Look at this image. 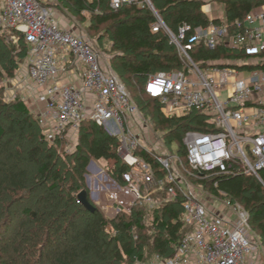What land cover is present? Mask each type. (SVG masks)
Wrapping results in <instances>:
<instances>
[{
    "label": "built area",
    "instance_id": "built-area-1",
    "mask_svg": "<svg viewBox=\"0 0 264 264\" xmlns=\"http://www.w3.org/2000/svg\"><path fill=\"white\" fill-rule=\"evenodd\" d=\"M51 1L0 0L1 31L21 35L28 48L26 74L19 84L34 94L35 104L41 102L42 92L44 104L37 116L45 138H68L79 132L84 121H92L118 140V155L128 170L122 174L124 185L112 181L116 190L107 193L115 217L135 206L154 209L159 205L153 196L156 192L165 191L171 201L183 196V221L190 231L175 255L162 264L257 263L262 247L254 237L249 213L239 204L211 195L197 181L234 174L238 166L264 186L259 176L264 170V0L237 20L233 30L223 4V17L210 18L219 23L192 33L187 24L172 32L150 0H109L113 10L131 4L149 7L155 18L152 32H164L184 62L182 70L150 77L143 91L160 104L167 118L192 112L205 115L211 132L191 130L183 136L185 166L176 164L180 160H175L178 157L164 143L162 133L140 111L114 72L111 57H104L87 37L62 27ZM198 1L204 2L205 10L218 2ZM200 44L210 50L222 46L243 57L202 65L189 55ZM146 131L157 137L159 151L143 144ZM140 186L148 194L143 196Z\"/></svg>",
    "mask_w": 264,
    "mask_h": 264
},
{
    "label": "trees",
    "instance_id": "trees-1",
    "mask_svg": "<svg viewBox=\"0 0 264 264\" xmlns=\"http://www.w3.org/2000/svg\"><path fill=\"white\" fill-rule=\"evenodd\" d=\"M150 1L172 32H177L184 24L191 27L192 33L197 28L208 27L211 22H220L207 16L203 1ZM56 2L74 18H83L84 11L90 12L89 30L93 33L104 31V36H109L111 46L106 52L114 55L111 59L114 72L154 129L162 133L167 145L177 146L178 155L187 165L183 145L185 133L191 130L211 132L212 129L200 112L181 118L165 117L160 104L144 94V84L150 77L184 67L182 58L167 35L152 32L153 13L134 4L113 10L109 0ZM218 2L224 4L232 30L237 20L242 21L262 4L259 0ZM10 33L13 42L19 41L24 45L22 51L25 54L21 55L22 51L17 53V45H7L5 38L0 36V80L15 77L19 68L18 59L21 56L25 59L28 52L23 37ZM189 55L194 62L202 65L243 57L222 46L210 50L203 44L195 46ZM9 106L15 113L24 116L26 123L30 122V112L24 101L18 100ZM41 132L39 145L27 152V161L37 169L36 177L31 179L29 172L22 167L25 163L22 150H12V140H5L7 132L0 124V158L2 154H7L5 162L0 160V214L5 215L0 220V264H135L144 261L145 247L164 260L175 255L180 240L190 231L183 221L184 198L181 194L171 201L167 200L166 192L161 191L156 195L159 205L154 209L135 206L130 213L123 211L111 220L96 206L97 210L90 213L79 203L78 194L86 191L89 202L94 205L84 178L91 159L105 162L108 175L124 185L122 174L128 168L118 155V140L92 121H84L79 129L75 151L69 154L64 151V136H58L52 144H47ZM43 146L45 149H42ZM148 161L162 176L154 160L148 157ZM234 168V174L205 177L197 184L215 197L241 205L249 213L250 226L261 244L264 260V186L256 177L240 171L238 166ZM259 176L264 182V170ZM41 189L45 190L40 201L41 208L36 211L23 209L25 227H20L23 232L19 236L13 235L9 227L14 220V215H9L12 205L6 203L19 196L38 194ZM79 214L86 216L83 227L78 226ZM149 217L151 225L147 226L145 221ZM148 227H151V233H147Z\"/></svg>",
    "mask_w": 264,
    "mask_h": 264
},
{
    "label": "rangeland",
    "instance_id": "rangeland-1",
    "mask_svg": "<svg viewBox=\"0 0 264 264\" xmlns=\"http://www.w3.org/2000/svg\"><path fill=\"white\" fill-rule=\"evenodd\" d=\"M52 9H53V13L56 19H58L60 21V25L64 28L70 29L72 31H74L75 33L81 35V36H85L88 39L91 40V42L93 43L94 47L99 50V52L102 53V55L104 57H108L111 59L114 57V55L112 56V53L110 52H106V49L109 50L111 43L109 41V36H104L105 32L104 31H100L98 33H93L89 30V25H90V19H91V15L89 11H84L83 13V18L80 17H72L70 16L62 7L60 4H58V2H56V0H52ZM152 3V2H151ZM153 5V4H152ZM210 5L212 6L211 8H206V10L204 9L205 13L207 14V16L209 18H215L216 16H219L220 18L223 17V4L217 1H213L210 3ZM147 9L150 10L149 7H145ZM151 11V10H150ZM152 12V11H151ZM0 36H3V38H5V43L7 45H17V53L22 51V47L24 46L21 42H13L11 40V33L10 32H5V31H1L0 32ZM103 36V37H102ZM102 37L101 40L97 41V39H100ZM15 43V44H14ZM100 46V47H99ZM21 47V48H20ZM25 51L23 50L21 52V55H24ZM23 57V56H21ZM19 58L18 59V63H19V68L15 74V77L13 78H6L4 77L3 79L0 80V124L3 126V128L6 130L7 132V136L5 138V140H12V150L14 149H21L23 155V161H25V163H23V168L26 169V171L29 172V177L35 178L37 175V169L36 166L33 163H30L27 161V152L30 151V149H32L33 147L39 145L40 139H39V135L42 134V126L40 120L38 119V114L40 113V110L43 107V95L42 92L39 93V96L41 97V102L39 104H35L33 103V97L34 94H32V92H30L29 90H22V89H26L22 86V84H19V80L20 78L26 74V70L24 68V58ZM17 89H15V88ZM32 97H31V96ZM133 99V98H132ZM18 100H22L25 102L26 107L28 108L29 112H30V122L26 123L24 121V116H21L17 113H15L9 105H11V103L18 101ZM39 122V126L37 125V122ZM24 127V128H23ZM41 129V130H40ZM36 134V136H35ZM145 141L143 140V144L145 146H147V144H152L154 147L153 149L155 151H159V146H158V141H157V137L149 134L147 131L145 132ZM44 135V134H43ZM44 139L46 140L47 144H52L54 142V140H50L44 137ZM78 139H79V132L72 133V135H70V137L65 139V146H64V151H66L67 153H73L75 151L76 145L78 143ZM164 143H166L164 141ZM167 145V143H166ZM148 147V146H147ZM168 147L172 150L171 153H173L176 157L175 160L179 159L180 161H177L176 164H180L182 163L183 166H185L184 163V159H181V157L178 155L177 153V146L173 145V146H169ZM42 149H45V147L43 146ZM167 150V149H166ZM164 151V150H163ZM169 152V150H168ZM45 155V153H43ZM0 160L2 162H5L7 160V154H2ZM107 164L105 162H96L95 160L91 159L87 169H86V174L84 176L85 178V185L88 189L90 198L92 203L94 204V206H96L107 218L114 219L115 215L112 214L111 212V203L108 199L109 195L107 196V193L111 192V191H115L116 188L114 186V184L112 183V181H114L107 173L106 170V166ZM179 165V166H180ZM178 166V167H179ZM98 169L99 171L103 170V176H96L93 175V173H95L96 170L94 169ZM184 169V168H183ZM106 173V174H104ZM96 184L97 189L98 184H100L101 188L103 190H97V189H93L91 186L94 184ZM36 182H35V186H36ZM140 190L141 193L143 194V196H145L146 194H148L147 189L144 186H140ZM30 193V192H28ZM45 190L41 189L39 190L38 194L34 193V194H27L26 196H19L17 198H13L11 200H9V204L6 203V205H12L11 209L9 211V215H14V220L12 221L11 225L9 227H11L10 229V233L17 234L18 236L23 232V229L20 227H25L23 225V223L25 222V213L23 212V209L25 208H29L33 211H36L38 209V207L41 208L42 204H40V201L42 199V196L44 195ZM159 192H156L155 194H153L154 198L156 199V195ZM80 194V193H79ZM78 194V195H79ZM24 195V194H23ZM28 197V198H27ZM25 198V199H22ZM22 199V200H21ZM161 201V200H160ZM13 203V204H12ZM216 205H218V203H216ZM108 206V207H107ZM144 208H148V207H144ZM150 209V208H149ZM5 218V215L0 214V220L2 221ZM78 226L83 227L86 224V216H82L81 214L78 215ZM151 218L149 217L146 221L145 224L147 226L151 225ZM32 227V226H31ZM25 230V229H24ZM148 232L147 233H151L152 229L151 227H148ZM11 234V235H12ZM255 239L257 240V236L256 234L253 232ZM144 253V261L143 262H136L135 264H162V259L160 257V259L158 258L159 256L156 255L152 250H149L148 248H144L143 250ZM262 251L259 254V259L257 260V263L255 264H264V260L262 258Z\"/></svg>",
    "mask_w": 264,
    "mask_h": 264
},
{
    "label": "water",
    "instance_id": "water-1",
    "mask_svg": "<svg viewBox=\"0 0 264 264\" xmlns=\"http://www.w3.org/2000/svg\"><path fill=\"white\" fill-rule=\"evenodd\" d=\"M78 201L90 213H94L97 210V208L89 202L88 193L86 191H82L78 195Z\"/></svg>",
    "mask_w": 264,
    "mask_h": 264
},
{
    "label": "crops",
    "instance_id": "crops-1",
    "mask_svg": "<svg viewBox=\"0 0 264 264\" xmlns=\"http://www.w3.org/2000/svg\"><path fill=\"white\" fill-rule=\"evenodd\" d=\"M94 170H96L95 171V173H93V175H96V176H100V175H102L103 176V174H102V172L101 171H99L97 168L96 169H94ZM101 185L100 184H98V189H97V187H96V184H95V182H94V184L91 186L93 189H97V190H103L101 187H100ZM108 207V206H107Z\"/></svg>",
    "mask_w": 264,
    "mask_h": 264
}]
</instances>
